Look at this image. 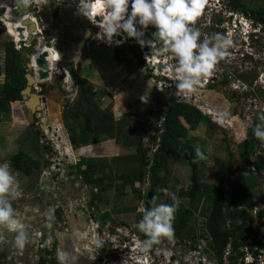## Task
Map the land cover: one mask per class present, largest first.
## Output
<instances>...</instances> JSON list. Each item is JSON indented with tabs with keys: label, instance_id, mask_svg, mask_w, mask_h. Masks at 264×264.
<instances>
[{
	"label": "rangeland",
	"instance_id": "374dc122",
	"mask_svg": "<svg viewBox=\"0 0 264 264\" xmlns=\"http://www.w3.org/2000/svg\"><path fill=\"white\" fill-rule=\"evenodd\" d=\"M38 2L39 15L45 21L41 31L43 29L48 31L46 34L37 35L32 42V46L25 48L21 45V42L16 41V39L9 34L7 27L3 21H1L0 66L3 67L4 65V46L8 41L14 42L17 49L23 46L21 51L24 55L28 54L31 48L37 47L40 41H43L46 46L52 50L57 63L50 67L53 70L54 76L52 82L49 84L53 86V89L46 90V101L43 103L44 112L37 115L38 119L42 120L43 118L46 124L41 125L40 122H38V124H35L32 128H34V131L39 132L41 146L45 147L49 145L52 149V152L49 153L46 150L42 151V158L44 161H50V164H48L44 170L52 166L53 168L55 167V170H51V179L50 177H48V179H42L43 172L40 176L36 175L34 172L30 177H27L15 171L13 168L11 158L20 151L29 153L33 159L39 157L35 155L33 148L29 145V142H31L29 128H32L30 127L31 125H28L27 109L23 101L12 102V96L9 97L8 99L11 100V112L10 114L2 115L0 121V164L7 162L10 172L16 179L20 195L12 201V206L17 211L18 218L21 219L26 226L28 242L23 250H18L12 243L15 234L0 229V236L3 237L0 239V264H39L41 251H38L36 248V242L39 240L36 237L39 232L42 233L44 242H47L49 232L56 233V236L58 235L59 237L60 235L63 236L62 232L63 230L66 231L70 216H83L81 204L87 196L88 189L84 186L85 191H81V180L78 174L74 173L75 176L69 177V166L74 165V162H76L73 156H76L77 159L84 157L79 155L81 149H72L71 135L73 134L66 130L63 119L65 107L72 105L75 94H77L74 86L76 85V80L79 78H87L94 90L98 92L101 91L102 94H100L102 99H100L99 106L102 110L110 109L115 122H118L117 120H121L122 118L126 119V126L124 127L121 143L125 154L137 152L134 143L136 142L135 137L138 136L140 131L139 122L152 124L153 130L156 131V125L164 114V107H162L163 98L158 91L161 82L157 79H153L148 68L141 67L134 55H129L127 61L120 62L114 60L113 50L107 46V43V45L99 44L91 47L93 36L98 32V29L86 18L76 13V3H78V0H38ZM228 4L226 0H223V2L217 0L216 2L204 4L202 14L196 21L194 27L200 30L201 39L209 38L216 33H221L229 37L231 46L228 48V52L230 55L218 61L219 66H222L225 71L228 67L230 71L233 72V70H235L236 73L243 74L247 79H251L256 75L257 78L253 80V85L251 86L249 84V86L248 82L243 81L242 84L237 80L227 77L228 83L226 87L218 91L219 94L216 95L212 93V96L205 99L198 95V89L189 91V93L203 99L202 102H204L205 105L206 102L208 104H210L209 101L213 102L212 110L220 112L229 110H226L229 103L228 95L232 96V94L236 92L238 98L242 99L246 106H248V108L242 107V112L246 114V117H243L246 120L245 122H247V118L249 117L264 114V25L260 32L259 29L261 26L252 30L251 24L255 21L253 17H245L242 12L233 11ZM243 4L246 7L245 10L254 14L264 8V0H245ZM210 7H212V9ZM152 29L154 31L153 27ZM255 32L256 34H254ZM91 38L92 40L90 41ZM128 45H130L129 42L124 46ZM57 51H59L62 60L58 59ZM27 62L28 60L24 57L25 67ZM71 67L74 68L75 79L72 77V74H70ZM215 67L218 69L215 70V74H218L220 80L224 79L226 72H222L223 69H219L217 65ZM65 70L68 72L67 74ZM220 74L222 76H220ZM208 91L212 90L208 89ZM224 92L228 93V95L226 96ZM249 92H253V94L249 96L246 95L249 94ZM142 96H145L147 100L146 103L141 101ZM202 102L198 101L197 103L203 105ZM215 105L217 107H215ZM231 117L234 119L231 131H223L218 128L210 131L207 125H201L197 130L191 131L188 136V141H190L191 144L196 143L204 155L208 156L209 153L210 156L211 152L215 154L214 158L216 161H207L208 163L203 161L204 156L199 157V163L201 165L199 166L201 175H199L202 182L205 184V188L204 192H201L198 198L201 199L204 196L206 199V206L204 207L202 204V208H209V213L212 206V189L215 185L221 184L220 178L224 176L226 181L228 180L229 182L238 179L237 174L231 176L232 174L227 175L225 173L227 169L225 164H228L231 158L230 154L233 153L235 166H238V151L239 148L243 146L246 136L243 131L242 115L240 114L239 117L235 112H232ZM153 125H155V127H153ZM225 135L231 147L228 146L227 142L223 141ZM231 135L233 138H230ZM73 136L79 138L78 134H74ZM151 138H155V140L150 142L149 139H143L147 149V155L150 158H152L153 155V150L155 148L154 144L157 145L158 139H161V137L159 135L155 137L154 134H152L150 139ZM112 139L115 140L116 138ZM126 143H129L128 145L130 146H126ZM56 149L59 150V155L56 153ZM68 150L71 151V155H68L70 158L65 157V151ZM87 151L91 155L97 153L93 145L88 147ZM106 153L107 155L110 154L107 150ZM261 154H264V152ZM118 156H120L119 153ZM135 156L131 158L127 157L128 159L123 158L119 161V164L121 165L124 163L123 166H126V162H130L127 166H134L132 161L135 159ZM218 157L220 158L217 160ZM176 160L177 163H172V165L167 163L164 166L163 162L162 165L164 167L162 168V172H164V177L167 179L165 186L168 183L169 191L163 193L155 202L173 203L169 198V194L174 193L178 201L176 204L175 217L180 219L188 212L192 214V209H186L190 205L189 200L187 201L186 199L188 197L186 190L191 186V169L186 163L182 153L178 155ZM130 169H132V167ZM241 170L244 171L245 168L242 167ZM260 171L262 172L261 176L259 175ZM255 175L260 178L259 182L263 184L261 194H257V200L260 202V196H264V167H260L257 172H255ZM55 177L57 180L54 182ZM176 177L179 180V187L178 191L174 192L177 189V184L173 187L170 181ZM254 179H256V177L249 172L248 181H253ZM138 181V193H136V197L132 195L135 197L134 199L137 204L134 206L131 205V208H128L129 205L125 203L123 205L119 202L115 205H112V203L109 204L110 207L115 208L114 211H117V213H133L132 215H124V217H128L126 221L129 222V220H131L132 226H135L134 224L141 218L142 214H140L138 210L140 203L143 201L147 206L146 197L140 200L139 195L145 196L147 193L143 194L141 191L145 184H141L140 179H138ZM113 184L115 185V183ZM161 184L164 185V182H161ZM225 185L226 183L224 186ZM89 187L93 188L94 186ZM180 187L182 188L180 189ZM52 190L53 192L58 191L57 197L53 196ZM123 191H126V187L120 192L123 193ZM135 191L136 190H134V192ZM38 195H40L41 198V207H38V204L34 205L32 202ZM50 202L51 207H48ZM56 206L62 208L64 213L65 211L68 212L69 206H72L76 211L73 214L68 213L69 217L63 219V221L62 217L58 219L56 223L60 222L61 225L54 227L50 224V220L54 217L52 210H54ZM37 211H40L42 218L35 217L37 216ZM204 211L203 209L202 213H197V216H195L190 223L191 228L186 229L183 238L174 235L171 241L167 240V244H164L167 248L165 249L162 259H164L165 255L168 259L170 254L179 252L178 246H186L191 238L189 235L191 232H194L192 234L197 236L198 243H202L206 246L211 245L210 241L207 240L209 237L204 238L206 231ZM135 212L136 215H134ZM255 212L256 210L251 213V215L255 214ZM133 215L134 217L138 216V218H133ZM64 221H66V224ZM62 222L64 224H62ZM81 227L82 225L78 229L79 233H77L79 242L76 246V248H78L76 256L82 257L87 254V259L89 261L83 259L79 264H102L100 262V252L103 250V247L111 250V240H113V237L107 238L101 233L99 234L96 232V230L90 231V222L85 230ZM50 229H52V231H50ZM124 235L127 237L131 236L128 231H126ZM133 238L144 240L145 236L136 229V234L135 236L133 235ZM97 240L100 241L99 245L97 244ZM162 240L164 241L165 239ZM115 243L117 244V240ZM159 246H163L162 243H160ZM66 259V264H69V261L72 263L70 258L68 259L67 257ZM50 263L51 262L47 261L45 264Z\"/></svg>",
	"mask_w": 264,
	"mask_h": 264
},
{
	"label": "trees",
	"instance_id": "16d2710c",
	"mask_svg": "<svg viewBox=\"0 0 264 264\" xmlns=\"http://www.w3.org/2000/svg\"><path fill=\"white\" fill-rule=\"evenodd\" d=\"M226 1H228L230 9L235 12H242V10L246 8L243 4L245 0ZM250 17H253L255 20L253 21L255 26H261L259 29L260 32L264 25V8L257 11L254 16ZM0 26H2L1 21ZM21 45H23V42ZM21 48H23V46ZM4 53V65L3 67L0 66V76H2V74L4 76L2 91L5 93H12L17 101H22L21 92L27 85L25 77L27 72L24 65L22 51L21 49H16L14 42L8 41L5 43ZM57 55L58 59L62 60L58 51ZM129 55H134L139 65L141 67H146L147 64L145 60H143L138 46H120L115 47L113 50V58L115 61H127ZM217 67L223 69L222 72L225 71V69L222 68V66H219V64ZM227 71H229L228 67L225 71V78L220 80L218 76L215 82L207 86L206 89L221 91V89L228 83ZM70 74H72V77L75 79L73 67L70 68ZM220 76L222 75L220 74ZM255 78H257V75L251 79L245 78L243 74L238 75L237 77L241 82H248V85L250 84L251 86L253 85V80ZM76 81V85L74 86L76 88L75 91L77 96L72 105L67 107L63 113L66 130L73 135H79V138L71 135L73 148L77 150L81 147L94 145L112 138H116V142L121 143L123 139L122 135L124 134V127L126 126V119L122 118L121 120H117L118 122H115L111 110H102L99 106L100 99H102L101 91L98 92L94 90L87 78H79ZM252 94L253 92H249L247 95L249 96ZM9 105V102L5 97H0V121L2 115L10 114L11 108ZM167 108L166 115H164L165 120L162 125V133L160 135L161 141L159 148L153 153L152 158L147 155L148 153L143 139L150 140L152 134L156 137L158 131H154L152 126L147 123L139 122L140 131L138 136L135 137L136 142L134 140V145L137 148L138 154L132 161L134 162L132 169H129L127 166L130 162H126L127 164L125 165L127 166L128 174L125 175L120 172V176L124 177L121 186H135L137 185L136 181L138 179L142 181L145 177L149 176L152 184L147 197V207L151 206L153 198L157 200V198L164 193L162 189L165 188L160 186L161 181L158 180L161 178L160 175L162 173L163 162H169L171 159H174L182 153L191 169V186L186 192L188 196L187 199L191 206L190 209H192L196 197L203 192L205 184L200 179L198 157L196 156L195 148L190 141H187L189 133L197 130L201 125H207L210 131L216 130L217 128L223 131L225 130L214 123L199 107L193 106L190 103L172 101V103L170 102L168 104ZM235 113L237 112L235 111ZM182 121H184L189 127L187 128ZM256 123H260V121L257 120ZM29 131L31 137L29 145L33 148L35 155L39 158L33 159L29 153L20 151L11 158V163L15 171L20 174L30 177L35 172L36 175L40 176L42 172L46 171L44 168L50 164V161H44L42 158V151H44L45 147L41 146L40 140L36 136L34 129L29 128ZM30 137L28 136L29 139ZM223 141L227 142L228 146L231 147L226 135L224 136ZM263 146L264 143L254 137L253 132L251 131L247 140L244 141L243 146L239 148V161L237 160L238 166H235L233 153L230 154L231 158L227 170L228 174L233 175L234 173L239 172L241 169L240 166H258V153L260 150H263L262 153L264 152V149H262ZM122 159L123 158L118 157L108 161L106 159L98 158H82L76 162V164L70 166H73L75 173L78 174L83 181H86L85 184L87 186H96L97 184L112 179V174H104L106 166H109L111 172L113 166H117L120 170H122L121 168H124V163L121 165L119 164V161ZM47 170L51 171V167L49 169L47 168ZM101 174L103 175L101 176ZM254 176L256 177V180H258V177L256 175ZM227 190L229 191L228 201L225 198L227 195L225 186L219 184L215 185L212 189L211 215L206 222L207 233L212 238L211 247L219 258H222L223 253L229 244L234 252H239L245 238L259 233L252 227V217L250 212L256 207V198L251 192L248 180L246 178H239L235 180L232 183V186L229 189L227 188ZM62 214V208L57 209L55 212V216L58 219H61ZM191 217V212H188L184 217H181L179 221L173 222L172 226L175 236L184 237L183 234L186 230L185 228L189 227ZM190 237L194 243H197V237H195V235H190ZM48 254H51V252H48ZM235 259L236 257H230V264H239L237 261L235 262ZM46 262L47 261L41 254L39 264H45ZM54 262L55 259H52V264H55Z\"/></svg>",
	"mask_w": 264,
	"mask_h": 264
},
{
	"label": "clouds",
	"instance_id": "9594fccd",
	"mask_svg": "<svg viewBox=\"0 0 264 264\" xmlns=\"http://www.w3.org/2000/svg\"><path fill=\"white\" fill-rule=\"evenodd\" d=\"M23 2L27 4L29 1L23 0ZM212 2L213 0H210V3ZM204 4L205 0H78V3H76V13L98 27H96L99 30L96 33V38L101 42L111 44L114 37H121L120 40L115 41L119 44L125 38H133L142 48L147 43L151 50H155L157 56L174 60L171 69L177 89L194 91L201 84L204 77L211 75L213 69H217L215 66H218V61L230 55L228 48L231 46V41L228 36L216 33L209 38L201 39L200 30L194 27L202 14ZM36 5L39 6L38 0H36ZM36 8L38 10L39 7ZM210 8L212 9V7ZM37 13L39 15L38 11ZM97 17L100 19L97 20ZM0 21L2 20L0 19ZM149 26H152L154 31L151 33V39L145 41L143 37L145 30ZM40 27H43V22ZM251 27L252 30L257 28L254 22H252ZM39 34L46 33L41 32ZM207 86L198 90H208L206 89ZM76 96L75 94L74 98ZM141 101L147 102L145 96L141 97ZM206 105L210 108L207 103ZM165 106H163L164 109L166 108ZM227 115V112L222 114V118L228 117ZM228 118L232 117L229 116ZM160 120H165L164 114ZM258 120L260 123L252 126L253 136L264 143V114H261ZM149 125L152 126V124ZM156 131H158V135L160 136L161 134H159L157 128ZM72 149H74L73 146ZM195 153L197 157L203 156V153L198 148L195 149ZM68 155H71L70 150H68ZM73 157L76 160V156ZM78 161L76 160V162ZM76 162L74 163L76 164ZM243 168L255 175V172L247 169L248 167ZM41 182L43 183L42 180ZM162 191L168 192L167 189H162ZM226 192L225 198L228 201L229 191L227 187ZM19 195L17 182L9 170V164L7 162L0 164V229L14 233L13 245L16 249L23 250L28 242L26 226L18 218V213L12 206V201ZM169 198L173 203H156L155 198H153L151 206L145 207L141 204L139 207V212L142 215L135 224V228L145 236L144 240L135 239L131 236L122 242L115 239V241L118 240L117 244L115 243V247H119L121 253L131 252L130 249H127V251L123 249L122 246L125 242L129 243L130 248L135 247L133 255L129 259L135 261V264H147L144 258H148V261L152 260V262L150 261L151 264H164L167 259L166 255L162 259L167 248L164 244H167V240L171 241L174 237L172 224L178 202L174 193L169 194ZM254 211H251L250 214ZM94 227H98V225H94ZM255 230L260 232L261 230L264 231V228L256 227ZM103 231L101 228L99 229V233L102 234ZM208 236L210 237V235ZM110 237L111 235L108 238ZM2 238L0 236V239ZM36 238L44 241L42 233L38 234ZM162 239L165 240L163 241ZM160 243L163 246H159ZM97 244L99 245L100 241L97 240ZM147 253L149 256L146 255ZM66 258V253H57L56 259L58 264H66ZM115 264L127 263L120 261L119 258Z\"/></svg>",
	"mask_w": 264,
	"mask_h": 264
},
{
	"label": "crops",
	"instance_id": "0c3cea01",
	"mask_svg": "<svg viewBox=\"0 0 264 264\" xmlns=\"http://www.w3.org/2000/svg\"><path fill=\"white\" fill-rule=\"evenodd\" d=\"M93 39H94V36H93ZM91 40H92V38L90 39V41ZM3 84H4V76L3 77L0 76V92H2ZM216 92L215 91H207L205 93H202V91H198V95L200 93H202L200 95L202 98L203 97L208 98L209 96L213 95L212 93H214L216 95L219 94L218 91H216ZM209 103L210 104H208V103L207 104L212 109L213 108L212 107L213 106V104H212L213 102L209 101ZM9 104H10V102H9ZM215 107H217V106L215 105ZM229 107L230 106L228 104L226 110L229 109ZM10 108H11V106H10ZM226 112L227 111H222L223 114L226 113ZM182 122L187 128L189 127L184 121H182ZM232 128L230 127L229 129H226V130H230L231 131ZM154 140H155V138H151L150 142H153ZM187 141H188V139H187ZM192 142H194V141H192ZM121 143H117L116 140H114V139L105 140V141H102V142H99V143L93 145L94 146V150L97 152L96 154L94 152L95 155H91L87 151L88 147H90L91 145L84 146V149H82L83 147L80 148L81 149V153L79 152L80 153L79 155L83 156L85 159L98 158V159H106L108 161H111L113 158H118V157H120V158H127V157L131 158V157H133V156H135L137 154V152L136 153H132V154H130V153H126L125 154L123 152L124 148L121 146L122 145ZM128 144L129 143H126V146H130ZM193 146H194L195 149H197V148L200 149V147H198V145L196 143H193ZM262 149H264V146L262 147ZM106 150L110 153L109 155H107ZM118 153L120 154V156H118ZM261 153H262V151H261ZM214 155L215 154L212 153V152L210 153V156H209V153H208V156L203 154V156H204L203 161L204 162H207V161L208 162H212V160L216 161V159L214 158ZM261 156H262V158H264V154H261ZM177 158H178V156L175 157L174 159H171L169 162H165L164 166L167 163H169L170 165H172V163H174V164L177 163V160H176ZM219 158L220 157H218L217 160ZM76 160H80V158H78V159L76 158ZM204 162H203V164H204ZM133 164H134V162H133ZM203 164H202V166H203ZM225 165L227 166V169L225 170V173L228 175L227 170H228L229 162H228V164H225ZM198 166H201L200 163H199V157H198ZM260 166H264V162ZM128 167L130 169L132 166H128ZM240 168H242V167L240 166ZM121 169L122 170L118 169L117 166H113V170L111 172V169L109 168V166H106V170H105L104 174L105 173L112 174V176H113L112 179H109V180H107L105 182L97 184L93 188L87 186L85 184L86 181H83V179L79 176V178L81 180L80 181V187L82 188L81 191H85L84 190V186L88 189L87 196H86V198L88 199V202L84 206H81V210L83 211V216L76 217V216L72 215V216L69 217L68 212H69V214H73L76 211V209H74L72 206L68 207V212L67 213H64V210H63L62 221H63V219H66V218L69 217L68 222H67V226H66L67 229H66V231L63 230V232H62L63 236L60 235V237L58 235L56 236V233H52V232L48 233L49 234V238L52 241H54V251L51 252V254H48V252H43L42 253V255H43V257H44V259L46 261H49V262L52 263V259H55L54 263L58 264V261L56 259L58 252H63V253L67 254L68 259L70 258V260H72V263L68 260L69 264H74V263H78L79 264V262L83 261V259L89 261L87 259V257L84 258V256H82V257H80V256L77 257L76 256V252L78 251L76 246L78 245L77 243L79 242V240L77 239V236H78L77 233H79L78 229L80 228L81 225H82L81 228H83V230H85L86 226L89 224L90 221H95L96 223H98L100 225L102 230L110 229V228L112 230H114V229H117V228H121L123 225L127 224L126 222H124L123 219L124 218L126 219L128 217H124V215H132L133 213H117V211H114L115 208L109 206L110 203H112V205H115V204H117V202H119V203H121V205H123L124 203L129 205L128 208H131V205L134 206L135 204H137V202L134 199L136 197V193H138L137 185L136 186L124 185V187L122 188L121 187V183H123L124 177L120 176V172L125 174V175H127L128 174V170H127V166H124V168H121ZM69 172H70L69 177H72L74 175V173H75V169H73V166H69ZM234 174L238 175V179L239 178H246L248 180L249 172L247 170H244V171L242 170L241 172L234 173ZM102 175L103 174H101V176ZM200 175H201V173H200ZM233 175H231V176H233ZM160 176H161V178H159L158 180H160L161 182H164V185L160 184V186H162V188H164L167 179L164 177V172H162ZM177 177L170 181L173 184V187H174L175 184H177V189L174 192H177L178 191V187H179V180H178ZM176 179H177V181H176ZM257 179L258 180L254 179L253 180L254 182L253 181H248L249 185H250L251 192H252V194H254L256 200H257V194H261V190L263 189L262 182H259L260 178L258 177ZM137 182H139V181L137 180L136 183ZM220 182H221V184L223 186L226 183L225 186L228 189L232 186V183H233V182H229L228 180L226 181L224 176L222 178H220ZM113 183H115V185ZM125 187H126V191H123V193H121L120 191L124 190ZM165 187H166L165 189H167V190L169 189L168 188V183H167V185ZM181 188L182 187H180V189ZM119 189H120V191H119ZM134 190H136L137 192L136 191L134 192ZM203 192H204V190H203ZM52 193H53V196H56V197L58 196V191L57 192L56 191L53 192V190H52ZM132 195H135V197H133ZM198 196L196 197L195 203H194V205L192 207V217L190 218V223L193 221L194 217L197 216V213L198 212L202 213V210L204 209L205 210L204 211L205 212V216H204L205 217V229H206V222H207L208 218L211 215L212 206H211L210 213H209V208L208 209L202 208L203 206L204 207L206 206V199L204 198V196L201 199L198 198ZM122 198H124L125 200L122 199ZM260 198H261L260 202L258 200L257 201L255 200L256 201V207H255L254 210H256V212H255V214L251 215V217H252V227L255 228V229H256V227H263L264 228V214H263V212H264V196L261 195ZM187 201H188V199H187ZM202 204H203V206H202ZM38 207H41V201L40 200L38 202ZM190 207L191 206L189 205V207L186 208V209H190ZM52 208H53V206H52ZM55 210H56V208L54 210H52V213ZM123 210H125V209H123ZM36 215H37V216H35L36 218H42L40 211L36 212ZM134 215H136V212H135ZM134 215H133V218H134ZM136 217L137 216H135V218ZM130 218H131V216H130ZM52 220H54L55 227L61 225L60 222L56 223V221H58V218H56L55 216L51 218L50 224H52ZM179 220L180 219L175 217L173 222L179 221ZM129 221H131V220H129ZM64 223L66 224V221H64ZM64 223L62 222V224H64ZM54 225L52 224V226H54ZM254 225H256V226H254ZM188 228H191L190 225H189V227H187L185 229H188ZM50 231H52V229H50ZM192 233H194V232H191L189 235H192ZM208 235L209 234L207 233V229H206L205 234H204L205 238L209 237ZM79 258H81V259H79ZM75 260H76V262H75Z\"/></svg>",
	"mask_w": 264,
	"mask_h": 264
},
{
	"label": "built area",
	"instance_id": "2783aa9c",
	"mask_svg": "<svg viewBox=\"0 0 264 264\" xmlns=\"http://www.w3.org/2000/svg\"><path fill=\"white\" fill-rule=\"evenodd\" d=\"M29 2L27 3L28 6H34V7H39L36 5V0H28ZM217 0H213V2H216ZM219 1V0H218ZM210 3V0H205V4ZM38 11V10H37ZM38 19H33V21L36 23L38 32L41 33V23L43 19L41 18L40 15L37 17ZM3 21V19H1ZM97 27L96 25H94ZM40 27V28H39ZM98 28V27H97ZM46 31V29H43ZM42 30V31H43ZM99 31V30H98ZM153 32L152 27L149 26L145 30V34L143 39L145 41H148L151 39V33ZM94 39L98 40L96 38V34L94 35ZM120 40L118 37H114L113 43L111 45H114V47H120L126 45L128 42L130 43V46H138L139 50L141 52L143 60L146 62V67L150 71V74L153 76V79L159 80L161 83L159 85L158 91L161 95L163 105H167L172 101H177V102H186L190 103L193 106H197L201 109V111L205 114L211 117V120L222 127L223 129H229L232 126L233 119L232 118H222V114L220 112H215L211 110L210 108L205 105L201 98H198L194 96L193 94L189 93L187 90H179L176 87V82L173 79V72L171 69V65L174 63L173 60L171 59H166L164 57L157 56L155 54V50H151L150 47L145 44V46L142 48L135 39L133 38H125L123 39L122 43L117 44L115 41ZM102 44L107 45L105 42H102ZM110 47V44L107 45ZM147 48H149V52L147 51ZM17 49V48H16ZM21 49V47L19 48ZM18 49V50H19ZM158 59L156 60V58ZM65 73L67 74L68 72L65 70ZM218 77V74H215V69L211 72V75L206 76L202 79L201 84L197 87V89H203L209 84H213ZM200 101L203 103V105L198 104L197 102ZM162 125H163V120H160L159 123L157 124V129L159 130L160 134L162 133ZM161 139H158V144L160 143ZM158 144L155 145V148L153 150V153H155L158 149ZM57 150V149H56ZM59 150H57L58 152ZM250 171L256 172V168L254 166H250L247 168ZM51 170H55V167H51ZM51 171L47 170L42 173V179H48L50 177L51 179ZM41 179V180H42ZM141 184H145V186L142 188V193L145 194L141 195V199L145 198L147 199L148 193L150 192L151 189V179L149 176L145 177L144 180L141 181ZM88 202L87 198H84L83 203L81 206H84ZM143 204L145 207L146 204L142 201L140 203ZM139 206V207H140ZM83 214V211H81ZM67 213V211H65ZM69 213V212H68ZM140 213V212H139ZM141 214V213H140ZM94 225H98L94 221H90V231L96 230V232L99 233V225L98 227H94ZM41 233H39L40 235ZM100 234V233H99ZM105 236L104 234H102ZM207 240L210 241L212 244V238L209 237ZM135 241V240H133ZM196 241V240H195ZM123 249L127 251V249H130L131 252H126V253H121L119 255L120 261H124V263L127 264H135V261L129 260L131 259L130 257L133 255V249L135 247L130 248L129 243L125 242L123 244ZM36 248L38 251H41V254L43 252H53L54 251V242L50 239L47 238V242H44L42 239L38 240L36 242ZM179 252L172 253L170 254L169 258L165 260H162L164 264H230V257H236L235 262L237 261L239 264H264V231L261 230L257 235H252L248 238H245L242 242V245L239 249V252H234L231 248V245L229 244L227 248L225 249L222 258H219L216 252L212 249L211 245L206 246L202 243H194L192 239L189 240V243L186 246H178ZM21 254V253H20ZM148 255V253L146 254ZM149 256V255H148ZM221 259V260H220ZM40 260V257H39ZM144 261H146L147 264H151L152 260L148 261V258H144ZM22 264V263H19ZM110 264V263H108Z\"/></svg>",
	"mask_w": 264,
	"mask_h": 264
},
{
	"label": "water",
	"instance_id": "95a60500",
	"mask_svg": "<svg viewBox=\"0 0 264 264\" xmlns=\"http://www.w3.org/2000/svg\"><path fill=\"white\" fill-rule=\"evenodd\" d=\"M7 2L12 1L10 9L6 6L0 5V19H5L8 21L14 22V18H7L6 13L11 11L12 14L15 16V20H18L19 23L16 26V31L18 33L19 41L24 42V47L28 48L32 46V42L34 41L35 37L39 34L37 30V25L33 21V18H37V8L34 6H28V4L24 3L23 0H6ZM242 13L245 17L254 16V13H249L247 10L243 9ZM100 18H98L99 20ZM25 31H28V36H26ZM46 33V31H42ZM121 39V37H118ZM102 43L100 40H95L92 42L91 47L93 45H99ZM46 44L43 41H40L37 47L31 48L28 54L23 55L28 62L26 64V80L27 85L25 89L21 92L22 101L27 109V120L29 125H33L38 119L37 115L41 112H44V105L45 98L44 90L47 88L48 90H52L53 86L49 83L53 80V70L49 66L48 62V53H37L38 47H44ZM111 50H114V45H110ZM149 52V48H147ZM37 54V55H36ZM34 56H37L34 62ZM36 68V69H35ZM12 96V102L17 101L12 93H5L1 92L0 97ZM167 111V109H166ZM166 115V112H164ZM43 121V118H42ZM44 122V121H43ZM57 180L56 177L54 179ZM54 225V221H52Z\"/></svg>",
	"mask_w": 264,
	"mask_h": 264
},
{
	"label": "flooded vegetation",
	"instance_id": "af4514ba",
	"mask_svg": "<svg viewBox=\"0 0 264 264\" xmlns=\"http://www.w3.org/2000/svg\"><path fill=\"white\" fill-rule=\"evenodd\" d=\"M222 2H223V0H221ZM255 15V14H254ZM43 22V25L45 24V21L43 20L42 21ZM48 31V30H47ZM10 35L11 36H13L11 33H10ZM14 37V36H13ZM15 38V37H14ZM16 39V38H15ZM228 72V77L230 78V79H234V80H237V81H239V82H241L239 79H237V77H238V75H242V74H239V73H236V71L235 70H233V72L232 71H227ZM242 83V82H241ZM243 84V83H242ZM226 87V86H225ZM224 87V88H225ZM224 88H222V89H224ZM46 90H48L47 88H45V90H44V95H43V97L44 98H46L45 97V95H46ZM199 91H202V93H205V92H207L208 90H199ZM212 91H215L216 92V90H212ZM202 93H200L199 94V96L202 94ZM225 93V95L227 96L228 95V93H226V92H224ZM247 95V94H246ZM228 97H229V99H228V101H229V110L227 111V113H228V117L230 116L231 117V113L232 112H237L236 114L237 115H239V117H240V114L242 115V118H243V131H244V133H245V136H246V138H245V140H247V138L249 137V134H250V132L252 131V126L254 125V124H256V121L258 120V117H259V115H257V116H252V117H249V118H247V120L249 121H247V122H245L246 120L244 119V117H246V114L245 113H243L242 111H243V109H242V107L244 106V107H247L248 108V106H246V104L243 102V100L242 99H239L238 98V94L236 93V92H234L233 94H232V96H230V95H228ZM7 99L9 98V96H7L6 97ZM203 98H205V97H203ZM9 100V99H8ZM166 108L164 109V111H166V109H167V105L165 106ZM67 109V107H65V110ZM244 116V117H243ZM233 118V117H232ZM233 121H234V119H233ZM38 122H40V124L42 125V124H46V122H43L41 119H38L33 125H31L30 127H34V125L35 124H38ZM244 123H245V125H244ZM29 125V124H28ZM233 125V124H232ZM232 127V126H231ZM40 128H41V126H40ZM34 129V128H33ZM36 132V131H35ZM41 133V132H40ZM36 136L39 138V132H36ZM230 138H233L232 137V135H231V137ZM232 140V139H231ZM234 142H235V140H234ZM230 144V143H229ZM44 150H46L48 153L49 152H52V149H51V146H49V145H47V146H45V148H44ZM261 151H263V150H260V152L258 153V166H254L256 169H259L260 167H264V166H260V165H262L263 164V162H264V158H262V156H261ZM56 153H58V155H59V151L57 152V150H56ZM65 157H68V151H65ZM70 158V157H69ZM67 159V158H66ZM242 170L240 169V171L239 172H241ZM238 173V172H237ZM24 175V174H23ZM260 176L262 175V172L260 171V174H259ZM28 177V176H27ZM52 178V177H51ZM55 179V178H54ZM54 182H55V180H54ZM57 192V191H56ZM41 198H40V195H38V196H36V198H35V200L34 201H32L33 202V204L34 205H36V204H38V202H39V200H40ZM48 207H51V202L48 204ZM60 207H58L57 206V209H59ZM37 212H39V211H37ZM55 212H56V210L54 211V216H55ZM56 217V216H55ZM135 218V217H134ZM136 218H138V216L136 217ZM135 218V219H136ZM124 220V222H126L127 224H125V225H123L121 228H117V229H114V230H112L111 228L110 229H105L104 231H103V233L102 234H104L105 235V237H109L110 235L111 236H113L114 237V240H111V243H112V246H111V250H109V249H107L106 247H103V250H101V252H100V255H101V263L102 264H108V263H110V264H115L116 263V261L119 259V255H120V248L119 247H115V239H118L119 240V242H122V241H124L125 239H128L129 237H127L126 235H124L125 234V232L126 231H128V232H130V235H131V237L133 238V235L135 236V234H136V228H135V226H132L131 225V222L129 221H126V219L124 218L123 219ZM98 224V223H97ZM99 225V224H98ZM135 225V224H134ZM54 227H55V225H54ZM99 228H101L100 227V225H99ZM123 228V229H122ZM119 229H120V231H119ZM99 231V230H98ZM116 234V235H115ZM121 236V237H120ZM117 240V241H118ZM96 253H98V252H96ZM114 256V257H113ZM87 257V254H85L84 255V258H86ZM113 258V259H112Z\"/></svg>",
	"mask_w": 264,
	"mask_h": 264
},
{
	"label": "bare ground",
	"instance_id": "6f19581e",
	"mask_svg": "<svg viewBox=\"0 0 264 264\" xmlns=\"http://www.w3.org/2000/svg\"><path fill=\"white\" fill-rule=\"evenodd\" d=\"M12 1L7 2L6 0H0V5L1 6H6L10 9ZM7 18H14V22L12 21H8L4 19V23L8 29L9 34L11 33L15 38L16 41H19V37H18V33L16 31V26L18 25L19 21L15 20V16L12 14L11 11L6 13ZM42 32V31H41ZM26 36H28V31H25ZM114 41V40H113ZM108 44V43H107ZM109 45V44H108ZM111 45V44H110ZM43 52H47L48 53V62H49V66L51 67L52 65L57 64L56 63V59L54 58V54L52 52V50L50 48H48L47 46L44 47H38V54L39 53H43ZM37 55V54H36ZM37 56H34V62L36 60ZM158 59V57L156 58V60ZM36 69V68H35ZM78 249V248H77ZM81 251V250H80Z\"/></svg>",
	"mask_w": 264,
	"mask_h": 264
}]
</instances>
